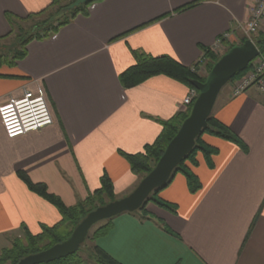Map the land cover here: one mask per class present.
<instances>
[{
	"label": "crops",
	"instance_id": "0c3cea01",
	"mask_svg": "<svg viewBox=\"0 0 264 264\" xmlns=\"http://www.w3.org/2000/svg\"><path fill=\"white\" fill-rule=\"evenodd\" d=\"M54 0H0V37L12 28L7 13L25 18ZM102 0L49 37L34 39L27 55L0 63V104L25 89H45L54 123L14 138L0 118V254L25 231L62 220L58 208L32 191L19 173L74 206L100 188L107 175L116 197L141 181L124 154L142 152L161 134L162 121L186 112L190 87L166 75L125 88L119 76L135 64L134 51L169 55L188 67L243 26L256 0ZM3 41V40H2ZM1 41V42H2ZM225 48V47H224ZM248 145L211 134L219 149L209 166L202 153L187 163L201 188L189 189L177 172L159 196L176 212L149 202L112 218L95 243L122 264H264V92L257 87L232 95V83L212 112ZM79 264H100L86 259Z\"/></svg>",
	"mask_w": 264,
	"mask_h": 264
},
{
	"label": "trees",
	"instance_id": "16d2710c",
	"mask_svg": "<svg viewBox=\"0 0 264 264\" xmlns=\"http://www.w3.org/2000/svg\"><path fill=\"white\" fill-rule=\"evenodd\" d=\"M75 1L76 0H54L44 10L38 13H31L25 18H20L7 13L6 17L12 30L7 36L0 37V42L11 36L16 28L20 31V35L17 39V45L10 44L11 46L5 47L0 44V63L7 61L10 64H14L17 60L24 58L27 55V45L30 41L49 37L52 33L57 32L60 27L70 23L79 14L85 16L89 15V6L102 0H89L76 8H71V5ZM200 1L201 0L187 4L179 8L177 11L180 12L190 9L197 5ZM55 13L57 15L53 18ZM60 15L61 18L59 17ZM29 20H35L37 22L34 21V24H32L31 28H29V31H26L21 26V22ZM23 32L25 33L23 34ZM247 39L248 37L245 35L237 43L233 44H229L227 40H225L224 52L236 44L244 43ZM253 41L256 43L263 55L264 31L260 32L258 36L253 39ZM202 51V58L205 60L207 74L223 53L221 54V52H217L213 48L206 47H202ZM134 56L136 58L135 64L119 76L120 82L125 88L137 86L150 77L156 75L169 76L186 84L190 88H193L194 86L192 82L194 80L205 81L207 77L206 74L201 76L197 72L200 61H203L202 59L194 66L188 67L169 55L151 56L144 52L134 51ZM252 65L253 62L249 64L246 70L238 73L229 83L244 75L252 67ZM192 105L193 104L189 106L186 112L180 113L167 121H162L163 129L161 134L153 143L147 144L142 152L124 154L135 174L143 178L154 168L164 153L170 140L175 136L183 121L189 116ZM204 134H211L224 138L238 145L243 151H249V147L244 140L212 113L208 118V126L204 128L197 137L196 144L192 151L174 170L169 181L162 187L154 190L142 207L138 210L144 209L145 205L152 201L163 208L176 212V205L162 199L159 196V192L171 182L174 175L179 171L184 173L187 177L190 191L196 192L201 188L202 184L199 177L190 169L187 163L189 162L192 165L198 164L197 155L198 153H202L208 165L211 167L214 165L212 159L213 156L219 152L217 147L212 146L203 140ZM19 175L32 191L36 192L58 208L62 215V220L54 226L43 225L42 231L36 235L26 230L23 238H16L10 247L2 250L0 254V264H6L8 262L11 264H17L20 259L27 255L40 252L58 242L64 241L72 234L75 227L85 216H87L89 212L99 206L105 205L117 199L114 193L112 180L107 175L102 177L100 188L90 193L85 199L79 200L74 206H66L60 197L48 191L45 184L34 183L25 173L20 172ZM101 222H103V224L94 231L91 237L94 244L89 250L87 259L94 260L100 264H122L95 243L97 238L105 235L111 229L112 218ZM89 233L86 240L90 237ZM84 260L86 259L80 254L79 249L74 254L47 264H79Z\"/></svg>",
	"mask_w": 264,
	"mask_h": 264
},
{
	"label": "water",
	"instance_id": "95a60500",
	"mask_svg": "<svg viewBox=\"0 0 264 264\" xmlns=\"http://www.w3.org/2000/svg\"><path fill=\"white\" fill-rule=\"evenodd\" d=\"M87 1L89 0H76L71 8H76ZM260 54V49L252 39H247L242 44H236L224 52L212 66L205 81L194 80L192 82L199 93L189 116L170 140L154 168L141 179L135 189L126 196L89 212L64 241L40 252L27 255L17 264H47L74 254L81 248L90 229L95 224L119 214L140 209L154 190L169 181L174 170L192 151L197 137L208 126V118L213 112L221 90L238 73L246 70Z\"/></svg>",
	"mask_w": 264,
	"mask_h": 264
},
{
	"label": "built area",
	"instance_id": "2783aa9c",
	"mask_svg": "<svg viewBox=\"0 0 264 264\" xmlns=\"http://www.w3.org/2000/svg\"><path fill=\"white\" fill-rule=\"evenodd\" d=\"M264 24V0H256L250 7V17L243 26L246 36L259 32ZM230 33L219 36L214 46L215 51H222L224 41L228 40ZM232 95L245 93L255 86L264 92V54H260L252 67L242 76L232 82ZM198 90L193 87L185 98L189 106L198 96ZM0 118L6 134L14 138L32 131L41 130L54 123V117L48 103L45 89L38 86L35 91L25 89L21 96H12L7 102L0 104Z\"/></svg>",
	"mask_w": 264,
	"mask_h": 264
},
{
	"label": "rangeland",
	"instance_id": "374dc122",
	"mask_svg": "<svg viewBox=\"0 0 264 264\" xmlns=\"http://www.w3.org/2000/svg\"><path fill=\"white\" fill-rule=\"evenodd\" d=\"M56 15L57 14L55 13L53 18ZM59 17L61 18V15ZM42 19H44V18H42ZM34 21L35 20H29V21H26V22L25 21L21 22V26L24 28V30L29 31V28H31L32 24H34ZM35 22H37V21H35ZM263 31H264V24H263V26L261 27V29L259 30L258 33L253 34L251 36H247V37H248V39H252L253 40L255 37L258 36V34L260 32H263ZM24 33L25 32H23V34ZM19 35H20V31L18 30V28H16V30L13 32V34L11 36H9L7 39H4L2 42H0V44L4 45L5 47L11 46L10 44L17 45L16 43H17V39H18ZM224 51H225V48L222 51H217V52H221V54H222V53H224ZM202 60H203V58H202ZM206 70H207V68H206L205 60L200 61L199 69L197 70L198 74H200L201 76H204L206 74ZM207 75H208V73L206 74V76ZM121 197H123V196H119V198H121ZM117 199H118V197H117ZM102 224H103V222H99V223L95 224L90 230V233H89L90 237L87 240H85V242L82 244V246L80 248V254L83 256V258L87 259L89 250L94 244V241L92 240L91 237H92L94 231ZM6 264H11V263L8 262Z\"/></svg>",
	"mask_w": 264,
	"mask_h": 264
}]
</instances>
